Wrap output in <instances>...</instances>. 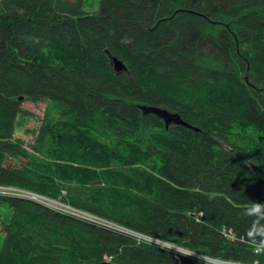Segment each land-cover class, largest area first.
Listing matches in <instances>:
<instances>
[{
	"label": "trees",
	"instance_id": "16d2710c",
	"mask_svg": "<svg viewBox=\"0 0 264 264\" xmlns=\"http://www.w3.org/2000/svg\"><path fill=\"white\" fill-rule=\"evenodd\" d=\"M0 185L197 254L0 195V264H264V0H0Z\"/></svg>",
	"mask_w": 264,
	"mask_h": 264
},
{
	"label": "built area",
	"instance_id": "2783aa9c",
	"mask_svg": "<svg viewBox=\"0 0 264 264\" xmlns=\"http://www.w3.org/2000/svg\"><path fill=\"white\" fill-rule=\"evenodd\" d=\"M0 195L1 196H13V197H21V198H27V199H31L34 201H37L45 206H48L49 208H52L60 213H64L67 215H71V216H85L89 219H91L94 222H97L99 224H103L105 226H109V227H113L112 224L106 222V221H101L98 218H94L92 216L87 215L84 210L79 209L77 207H74L68 203L62 202L59 199H55V198H51L48 196H45L43 194L40 193H36L33 192L31 190L28 189H23V188H19V187H15V186H6V185H0ZM228 235L230 237L233 238V236H231V234L228 233ZM260 249V247H259ZM259 249H257L256 251L258 252ZM219 264H236V263H231V262H224V261H220L217 262Z\"/></svg>",
	"mask_w": 264,
	"mask_h": 264
},
{
	"label": "rangeland",
	"instance_id": "374dc122",
	"mask_svg": "<svg viewBox=\"0 0 264 264\" xmlns=\"http://www.w3.org/2000/svg\"><path fill=\"white\" fill-rule=\"evenodd\" d=\"M23 106H24L25 109H27L30 112H32L35 115V117H32L30 119L25 120V122L22 123L21 126H18L17 131H16V136L24 139L25 142H26V146L28 148H30L31 147L30 145L32 144V142L34 140L33 131L36 130L39 127V125H40V121H41V119H42V117L44 115V111H45V108H46V102L34 103V102H31V101H26L23 104ZM4 210L7 211V207H5ZM114 225H116V224H114ZM136 234L138 235L139 239H141V240H144V238H146L145 240L148 241V242H152L153 241V243H160L162 245H164V244L166 245L167 244V246H170L171 248L173 247V249L178 251V252L182 251L184 253L186 252V253H190L191 255H194V253H192L191 251H188V250L185 251V250L179 248L175 244H170V243H168L166 241L162 242V240L160 241L159 239L158 240L157 239H151L150 240V239L147 238L148 236H146V235H143V234H140V233H136ZM2 240H3V234L0 232V245L2 243ZM194 256H196V255H194ZM207 260H212V259H207ZM212 262H216L217 263L218 261L217 260H212Z\"/></svg>",
	"mask_w": 264,
	"mask_h": 264
},
{
	"label": "bare ground",
	"instance_id": "6f19581e",
	"mask_svg": "<svg viewBox=\"0 0 264 264\" xmlns=\"http://www.w3.org/2000/svg\"><path fill=\"white\" fill-rule=\"evenodd\" d=\"M109 53V56L111 57V63L113 62V58H117V59H119L118 57H116V56H113L112 55V53H110V52H108ZM119 60H121V59H119ZM122 62H123V60H121ZM123 64L125 65V69H123V70H121V71H117L116 69V72L117 73H120V72H122V71H126L127 70V66H126V64L123 62ZM112 65H113V63H112ZM113 67H114V65H113ZM115 68V67H114ZM145 111V110H144ZM179 115V114H178ZM187 123V122H186ZM188 124V126L187 127H189V128H194V126H192L191 124H189V123H187ZM170 125V124H169ZM168 125V126H169ZM195 129H197L196 127H195ZM10 186V185H9ZM21 188V187H20ZM24 189V188H23ZM84 212L87 214V215H89V216H92V217H94V218H98V219H100L101 221L103 220V221H106V222H108V223H110V224H112L113 225V227H109V226H105V225H103V224H99V223H97V222H94V221H92L91 219H89V218H87V217H85V216H76V217H78V218H81V219H83V220H86V221H88V222H91V223H93V224H96V225H99V226H103V227H107V228H110V229H115V230H118V231H120V232H124V233H127V234H130V235H132V236H134V237H136V238H138L139 239V237H138V235L136 234V232H134V231H131V230H129V229H127V228H125V227H123V226H121V225H119V224H117V223H115L114 221H111V220H108V219H106V218H103V217H101V216H98V215H95V214H92V213H90V212H87V211H85L84 210ZM116 224V225H114V224ZM227 235V234H226ZM148 239H152V238H150V237H147ZM143 239V238H142ZM146 238H144V240H145ZM147 239V240H148ZM161 241V240H160ZM153 242V241H152ZM162 242H164V241H162ZM161 242V243H162ZM166 243V242H165ZM158 244V243H157ZM164 244V243H163ZM175 244V243H174ZM160 245V244H159ZM165 245V244H164ZM165 246H167V244L165 245ZM177 247V246H176ZM179 247V246H178ZM179 248H181V247H179ZM171 249V248H170ZM172 249H173V247H172ZM181 249H183V250H185L184 248H181ZM174 250V249H173ZM180 250V249H179ZM181 251V250H180ZM186 251V250H185ZM176 252V251H175ZM182 252V251H181ZM183 253V252H182ZM186 253V252H185ZM193 253V252H192ZM188 254H190V253H188ZM194 255H196L197 256V254H195L194 253ZM218 262H220V261H218ZM224 262H228V261H224ZM104 263H109L108 261H106V262H104ZM216 263V262H215ZM110 264V263H109ZM219 264V263H218Z\"/></svg>",
	"mask_w": 264,
	"mask_h": 264
},
{
	"label": "water",
	"instance_id": "95a60500",
	"mask_svg": "<svg viewBox=\"0 0 264 264\" xmlns=\"http://www.w3.org/2000/svg\"><path fill=\"white\" fill-rule=\"evenodd\" d=\"M112 63L118 72L126 68L123 62L117 58H113ZM143 109L145 110V112H153L159 117H161L165 121L167 126L171 123L181 124L186 127L188 126V124L181 118L180 115L171 113L164 108L149 106V107H143ZM102 264H109V263H102Z\"/></svg>",
	"mask_w": 264,
	"mask_h": 264
}]
</instances>
